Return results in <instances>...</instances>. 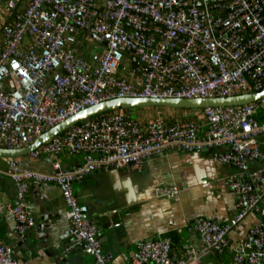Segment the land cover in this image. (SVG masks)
Masks as SVG:
<instances>
[{
    "label": "built area",
    "instance_id": "2783aa9c",
    "mask_svg": "<svg viewBox=\"0 0 264 264\" xmlns=\"http://www.w3.org/2000/svg\"><path fill=\"white\" fill-rule=\"evenodd\" d=\"M19 1L0 0V147L27 146L52 126L111 99L226 97L264 87V0H26L22 9ZM78 28L105 41L96 64L73 45ZM124 63L132 75L121 74ZM259 110L264 96L243 105L207 106L203 124L194 118L167 124L160 112L141 123L123 109L77 123L29 153L54 158V172L12 174L17 202L10 210L17 230L24 234L34 225L24 202L28 182L54 184L67 207L71 246L91 256L89 264H112L73 182L100 169L137 171L145 159L176 149L210 150L233 168L227 182L234 216L227 222L193 219L189 228L200 248L185 244L182 258L171 256L166 235L138 243L130 264H193L202 255L222 254L229 233L249 213L264 220ZM63 151L82 155V163L62 168ZM155 191L163 197L178 193L166 186ZM232 261L264 264L263 222L235 246ZM0 264H17L1 236Z\"/></svg>",
    "mask_w": 264,
    "mask_h": 264
},
{
    "label": "crops",
    "instance_id": "0c3cea01",
    "mask_svg": "<svg viewBox=\"0 0 264 264\" xmlns=\"http://www.w3.org/2000/svg\"><path fill=\"white\" fill-rule=\"evenodd\" d=\"M25 1L20 0V7ZM74 45L78 54L93 64L104 47V43L82 30L77 31ZM127 67L124 63L122 75H132ZM158 112L167 124L187 118H194L199 124L204 121L198 109L144 107L140 109V122L146 123ZM203 129L202 125L201 132ZM258 142L264 152V137ZM54 161L49 156L0 155V236L10 247L17 264H89L92 261L91 256L72 247L69 241L64 244L68 240L67 207L54 184L28 183L24 202L35 220V229L27 241L17 230L10 210L17 202L12 174L23 169L52 173ZM58 161L67 169L80 165L83 157L63 151ZM232 172L233 168L219 162L210 150L176 149L145 159L137 171L127 166L100 169L75 180L72 186L79 202L88 207L87 217L97 229L102 250L113 256L112 264H130L138 243L159 236H171L170 254L176 258H182L185 244L199 249L200 238L189 228V223L197 217L227 222L234 216L235 198L227 182ZM159 186L174 187L178 193L174 197L159 196L155 191ZM261 222L264 220L258 213H249L229 233L225 252L202 255L193 264H233L235 246L244 241L253 225Z\"/></svg>",
    "mask_w": 264,
    "mask_h": 264
},
{
    "label": "water",
    "instance_id": "95a60500",
    "mask_svg": "<svg viewBox=\"0 0 264 264\" xmlns=\"http://www.w3.org/2000/svg\"><path fill=\"white\" fill-rule=\"evenodd\" d=\"M95 38H98L96 34H92ZM103 43H105L103 41ZM135 65L137 64L134 62ZM264 96V87L254 93H245L240 95H232L226 97H212V98H163V99H152V98H116L108 101L101 102L97 105L87 107L84 110L79 111L68 119L52 126L48 131L38 136L31 144L18 148V149H7L0 148V155L17 157L21 155H27L31 151L35 150L38 146L42 144L49 143L52 138L71 126L81 123L97 114H101L107 111L117 110V109H129V108H144V107H172V108H192V109H202L207 106L217 107V106H230V105H243L250 102L257 101ZM95 171H92L94 173ZM96 225L99 223L93 220ZM47 226V224H46ZM37 227V226H36ZM35 229V225L30 230L26 231L23 235V240L27 241L28 237H31L32 232ZM101 236L103 233H100ZM68 240L64 243L67 244ZM65 247V246H64Z\"/></svg>",
    "mask_w": 264,
    "mask_h": 264
},
{
    "label": "bare ground",
    "instance_id": "6f19581e",
    "mask_svg": "<svg viewBox=\"0 0 264 264\" xmlns=\"http://www.w3.org/2000/svg\"><path fill=\"white\" fill-rule=\"evenodd\" d=\"M19 2H20V1H19ZM24 5H25V4H24ZM24 5H23V7H24ZM125 28L131 30V28H130L128 25H126ZM78 30H82V31H85L86 33H88L86 30H83V29H80V28H78L77 31H78ZM77 31H76V32H77ZM88 34H90V33H88ZM90 35H92V34H90ZM92 36H93V35H92ZM97 36H98V35H97ZM93 37H94V36H93ZM94 38H95V37H94ZM96 39H97V40H100L101 43H103V41H104V40H102L99 36H98V38H96ZM104 42H105V41H104ZM74 43H75V41H74ZM74 43H73V45H74ZM74 46H75V45H74ZM75 47H76V46H75ZM76 48H77V47H76ZM77 50H78V49H77ZM136 65H138V63H137ZM136 76L139 77V74L136 73ZM230 106H237V105H230ZM211 107H212V106H211ZM217 107H221V106H217ZM186 109H192V108H186ZM202 109H203V108H202ZM202 109H198V110H201V113L203 114ZM104 113H106V112H104ZM101 114H102V113H101ZM101 114H100V115H101ZM97 115H98V114H97ZM93 117H95V116H93ZM93 117H92V118H93ZM89 119H90V118H89ZM0 148H5V147H0ZM17 149H18V148H17ZM30 181H33V180H30ZM30 181H29V182H30ZM29 182H28V183H29ZM72 188H73V186H72ZM73 192H74V189H73ZM74 194H75V193H74ZM61 195H62V194H61ZM75 196H76V195H75ZM77 199H78V198H77ZM63 201H64V200H63ZM64 203H65V202H64ZM90 221H91V220H90ZM91 222H92V221H91ZM92 224H93V223H92ZM34 225H35V220H34ZM34 225L32 226V228L34 227ZM95 228H96V227H95ZM30 229H31V228H30ZM30 229H29V230H30ZM96 230H97V229H96ZM169 236H170V235H169ZM170 237H171V236H170ZM171 243H172V240H171ZM171 249H172V247H171ZM225 251H226V250H225ZM232 257H233V255H232Z\"/></svg>",
    "mask_w": 264,
    "mask_h": 264
},
{
    "label": "trees",
    "instance_id": "16d2710c",
    "mask_svg": "<svg viewBox=\"0 0 264 264\" xmlns=\"http://www.w3.org/2000/svg\"><path fill=\"white\" fill-rule=\"evenodd\" d=\"M20 6V5H19ZM23 8V6L21 5V7H20V9H22ZM87 35H90V34H88V33H86ZM78 47H79V45H78ZM128 68V67H127ZM125 72H127L126 71V69H125ZM157 109H160V108H163V107H156ZM128 115H129V117H131L130 116V113H132V109H123ZM109 112H112V111H107L106 113H109ZM106 113H102V114H106ZM101 114V115H102ZM96 116H100V114H98V115H95V117ZM257 118L259 119V120H264V110H259V112L257 113Z\"/></svg>",
    "mask_w": 264,
    "mask_h": 264
},
{
    "label": "rangeland",
    "instance_id": "374dc122",
    "mask_svg": "<svg viewBox=\"0 0 264 264\" xmlns=\"http://www.w3.org/2000/svg\"><path fill=\"white\" fill-rule=\"evenodd\" d=\"M90 46H93V45H90ZM130 109L133 110L132 113H130L131 118H133V119H137V120H140V119H139V113H140V109H142V108L137 107V108H130ZM150 117H151V116H150ZM151 118H152V117H151Z\"/></svg>",
    "mask_w": 264,
    "mask_h": 264
}]
</instances>
